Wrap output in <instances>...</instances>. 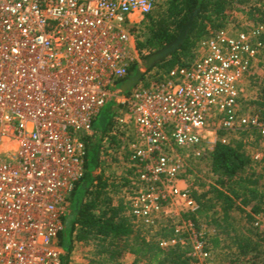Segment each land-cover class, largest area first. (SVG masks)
<instances>
[{
    "label": "built area",
    "instance_id": "1",
    "mask_svg": "<svg viewBox=\"0 0 264 264\" xmlns=\"http://www.w3.org/2000/svg\"><path fill=\"white\" fill-rule=\"evenodd\" d=\"M167 1L0 0V264H60L57 236L84 174L82 135L111 99L108 133L127 138L137 178L125 199L132 222L153 233L164 220L173 235L157 239L161 248L185 246L194 264H216L206 233L183 216L198 205L178 181L213 118L223 144L239 133L245 148L255 133L263 147L248 154L264 165V115L239 105L264 60V25L227 12L190 63L145 72L122 92L114 82L140 63L136 29ZM252 227L264 234V214Z\"/></svg>",
    "mask_w": 264,
    "mask_h": 264
},
{
    "label": "trees",
    "instance_id": "2",
    "mask_svg": "<svg viewBox=\"0 0 264 264\" xmlns=\"http://www.w3.org/2000/svg\"><path fill=\"white\" fill-rule=\"evenodd\" d=\"M233 1L168 0L157 5L142 22L148 33L147 38L140 40L136 35V48L145 66L150 55L172 43L182 26L190 18L192 21L179 47L145 72L163 67L169 59L176 62L178 67L190 63L195 57L197 43L225 25V16ZM247 17L264 25L263 12L254 10L247 13ZM260 41L264 45V32L260 35ZM137 69L139 64H132L126 76L116 80L114 86L119 88ZM144 73L138 82L143 80ZM256 83L259 97L254 111L264 115V75ZM105 106L114 110V116L118 108L115 101L111 99ZM112 119L104 131H99L102 133L101 138L96 139V133L93 132L82 135L85 145L84 174L75 185L71 197L77 189H82L86 197L70 217H63V229L57 236V243L63 251L60 264L70 263L74 241L94 243L93 254L87 264H121L120 258L124 253L135 256L131 264H194L187 254V247L177 244L161 248L158 245L159 237L173 235L170 225L162 226L155 236L145 234L127 214L126 203L122 200L113 203L104 172L95 174L102 163L104 148L101 139L112 125ZM94 120L92 129L96 130ZM114 137L109 141L112 146ZM209 166L213 183L202 193L190 192L198 207L194 213H185L183 216L191 218L196 225L199 219L215 225L216 233L209 237V241L213 249L220 248L221 264H264V234L252 227L254 216L264 214V175L257 172V164L246 154L241 141L234 145L217 141L210 153ZM246 206H250L249 210L245 209ZM232 211L244 214L243 218L233 217ZM241 220L244 221L240 226L237 222Z\"/></svg>",
    "mask_w": 264,
    "mask_h": 264
},
{
    "label": "rangeland",
    "instance_id": "3",
    "mask_svg": "<svg viewBox=\"0 0 264 264\" xmlns=\"http://www.w3.org/2000/svg\"><path fill=\"white\" fill-rule=\"evenodd\" d=\"M254 10H258L264 13V0H234L232 2L231 8L228 10V12H233L238 14V18H248L247 13L252 12ZM260 16V15H259ZM137 31V38L140 40H145L148 36V33L143 25L141 23L139 27L136 29ZM178 67L177 63L173 60L167 61L165 65L161 68H153V72L157 73H164L167 70L171 68ZM146 66L144 65V62L141 61L139 63V70L144 73L146 71ZM264 75V60L260 64L259 68L255 71V74L248 79V81L245 83L243 87V92L240 95L239 99V105L241 111L244 112H252L254 109H256V100L259 97V91L257 86V80L258 78L262 77ZM146 76H149L146 75ZM137 85V84H136ZM135 85V86H136ZM134 86V87H135ZM114 110H111L109 108H106L104 106L101 108L100 112L95 117L93 126L96 130L92 129L90 134L96 133V139L101 138V134L99 131H104L109 121L112 119V124L114 117L113 115ZM111 127V126H110ZM218 121L217 119H211L209 121V127L208 131L206 132V141L200 148L201 156L197 158H193L189 156V161H187V164L189 166V170H191L198 178V180H194V183L192 187L194 186L196 190L200 191V193L206 191L208 189L209 183L213 181V179L208 177V172L210 171L209 166V157L210 153L213 150L215 143L219 141V138L221 136V131L218 129ZM110 130V128H109ZM109 130L107 133H105L104 137L101 139L103 144V154H102V160L100 168L97 170L95 174L98 172L101 173V171L104 172V177L107 178V182L109 184L108 192L109 196L112 199L113 203H117L118 201L122 200L125 203L126 199V193L128 190L133 189L135 187V184H137V178L135 170L130 167L129 161L127 159V145L126 140L127 138H122L121 136L117 137L115 136V142L114 145L109 143L111 137L114 135L109 134ZM227 139L229 141L230 145H234L237 142L245 141L246 136H242L239 133H229L227 135ZM251 142V143H250ZM117 144V145H116ZM251 144L255 147H263L261 140L255 133L250 134V139L247 142V147H245V152L248 155L249 153V147H251ZM257 172L264 175V166H256ZM99 174V173H98ZM195 188L192 189L195 191ZM71 197V196H70ZM86 195L85 192L82 189H77L74 191L72 197H71V208L68 209V212L65 214V217H70L72 215V212H75L84 201ZM239 203V205H242L240 201H236ZM250 206H246L245 209L249 210ZM72 210V211H71ZM231 215L237 219L240 217L243 218L244 214L240 213L239 211H232ZM244 220L238 221L237 223L243 224ZM166 222L162 220V223L159 224L158 228L154 230L153 233H150L146 229L142 228L143 232L149 236H155V234L158 233V230L165 225ZM198 226H200L203 230V232L206 233L208 238L216 233L215 225L208 224L204 219L198 220ZM230 235L233 234L232 231L229 233ZM93 242H76L73 243V248L70 253V263L69 264H87L88 260H90L92 254H93ZM224 245V244H223ZM214 250V258L216 264L220 263V257L221 252L220 248L213 249ZM63 253V251H62ZM122 263L121 264H129L130 259H125L121 257Z\"/></svg>",
    "mask_w": 264,
    "mask_h": 264
},
{
    "label": "water",
    "instance_id": "4",
    "mask_svg": "<svg viewBox=\"0 0 264 264\" xmlns=\"http://www.w3.org/2000/svg\"><path fill=\"white\" fill-rule=\"evenodd\" d=\"M191 21L192 19L190 18V20L182 26L177 38L172 43H170L165 48L153 53L152 55L148 57L147 62H146L147 69L152 67L157 61L165 59L167 56L172 54L179 47V45L185 39L186 32L191 25ZM141 75H142V72L139 69H137L133 76H131L130 78L125 80L123 83H121L119 87L120 90L122 92L129 91L133 86L137 84Z\"/></svg>",
    "mask_w": 264,
    "mask_h": 264
},
{
    "label": "crops",
    "instance_id": "5",
    "mask_svg": "<svg viewBox=\"0 0 264 264\" xmlns=\"http://www.w3.org/2000/svg\"><path fill=\"white\" fill-rule=\"evenodd\" d=\"M254 163V162H253ZM255 164V163H254ZM261 165H263V164H261ZM257 166H260V164H257ZM187 176L185 177V178H183V179H180L179 181H178V186L180 187V188H182V189H188L190 192L191 191H193L192 189H194L195 187L193 186L192 187V185H193V183H194V180L196 181V180H198V178H196V176H194V174H193V172L191 171V170H189L188 172H187ZM208 177L211 179H213V176H212V174H211V172L209 171L208 172ZM213 183V181L211 182V183H209V184H207L208 186L207 187H209L210 186V184H212ZM195 192L196 193H200V191H198V190H196V188H195ZM172 210H177V208H172ZM165 226V225H164ZM121 257H123V258H125V259H130V262H128L129 264H131L134 260H135V256L134 255H132V254H130V253H124V254H122V256ZM121 260H123V259H121L120 258V261ZM121 263H122V261H121Z\"/></svg>",
    "mask_w": 264,
    "mask_h": 264
}]
</instances>
